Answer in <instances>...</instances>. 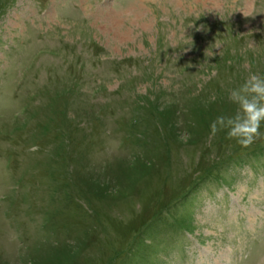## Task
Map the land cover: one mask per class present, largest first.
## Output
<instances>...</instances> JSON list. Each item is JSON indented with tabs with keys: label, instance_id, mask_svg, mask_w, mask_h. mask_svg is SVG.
Returning a JSON list of instances; mask_svg holds the SVG:
<instances>
[{
	"label": "rangeland",
	"instance_id": "obj_1",
	"mask_svg": "<svg viewBox=\"0 0 264 264\" xmlns=\"http://www.w3.org/2000/svg\"><path fill=\"white\" fill-rule=\"evenodd\" d=\"M249 73L264 0H0V264H264Z\"/></svg>",
	"mask_w": 264,
	"mask_h": 264
},
{
	"label": "clouds",
	"instance_id": "obj_2",
	"mask_svg": "<svg viewBox=\"0 0 264 264\" xmlns=\"http://www.w3.org/2000/svg\"><path fill=\"white\" fill-rule=\"evenodd\" d=\"M228 99L236 105L235 111L231 115H217L209 125L210 134L225 131L227 138L244 148L264 139V132L260 131L264 125V74L249 73L230 90Z\"/></svg>",
	"mask_w": 264,
	"mask_h": 264
}]
</instances>
